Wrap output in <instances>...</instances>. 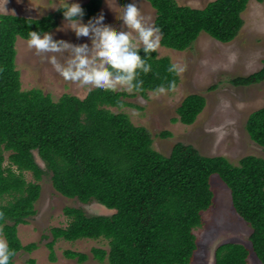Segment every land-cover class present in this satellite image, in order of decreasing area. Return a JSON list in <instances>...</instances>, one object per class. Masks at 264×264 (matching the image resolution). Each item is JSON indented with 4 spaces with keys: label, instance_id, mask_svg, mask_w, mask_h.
Masks as SVG:
<instances>
[{
    "label": "trees",
    "instance_id": "16d2710c",
    "mask_svg": "<svg viewBox=\"0 0 264 264\" xmlns=\"http://www.w3.org/2000/svg\"><path fill=\"white\" fill-rule=\"evenodd\" d=\"M147 1L155 11L159 44L176 50L190 48L201 32L220 42L232 41L243 27L242 12L249 2L210 0L193 7L177 0ZM100 5L101 0L81 4L83 19L93 18ZM57 9L39 18L0 13V232L14 256L38 248L37 242L22 244L17 227L36 214L38 181L49 171L53 188L63 196L84 204L96 201L110 209L107 214L87 215L82 208L65 206L66 225L51 227L52 238L45 243L51 262L56 261L54 245L59 239L91 238L107 241L108 249H90L99 262L191 264L197 249L193 230L203 225V212L213 204L211 177L217 174L251 233L250 248L238 242L215 247L214 264H247L251 251L264 264V158L247 154L234 163L223 155H204L182 141L164 154L154 148L149 130L135 124L124 110L137 106L130 97H147L160 86L176 88L179 75L168 70L173 64L168 56H158L156 49L145 53L144 45L133 46L130 39L131 50L138 51L144 62L124 82L131 92L94 86L82 98L65 92L54 100L38 86L22 88L16 41L27 39L31 30L41 34L51 30L58 18L63 19ZM107 70L112 76L127 75L110 66ZM263 80L264 57L259 69L237 75L230 83L248 86ZM171 82L174 87L169 89ZM204 105V96L185 95L173 121L192 124ZM245 129L264 147V106L249 112ZM63 254L78 263L88 258L87 253L71 249ZM27 264L36 261L29 258Z\"/></svg>",
    "mask_w": 264,
    "mask_h": 264
},
{
    "label": "rangeland",
    "instance_id": "374dc122",
    "mask_svg": "<svg viewBox=\"0 0 264 264\" xmlns=\"http://www.w3.org/2000/svg\"><path fill=\"white\" fill-rule=\"evenodd\" d=\"M177 1L193 7H202L210 0ZM85 2L87 0H79L80 4ZM63 3L64 0H0V13H16L39 18L53 13ZM128 3L137 5L144 26L154 28L155 11L147 0H111V3L109 0H101L97 14L91 19H83V22L98 21L106 15L107 23L104 27H111L117 32H128L133 46H143L138 32L127 26L120 18ZM242 17L243 27L230 42H220L201 32L188 49L176 50L160 44L156 48L158 56H168L173 64L182 69L178 73L179 82L176 88L165 89L164 92L149 91L147 97L140 95L130 97L128 100L137 106H127L124 109L135 124H142L149 130L155 149L167 154L175 142L182 141L194 145L204 155H223L234 163L247 154L264 158V147L254 142L245 129L249 112L264 106V80L248 86H235L230 83L231 78L249 74L262 65L264 2L249 0ZM47 32L54 40H64L70 45L87 46L92 52V55L86 57L90 63L98 54L95 42L75 35L69 28L67 20L58 18L57 25ZM16 51V63L24 89L38 86L45 93H50L55 100L65 92L82 98L94 87V85L84 87L83 81L77 85L71 80H65L53 64L54 57L56 64L61 68L69 67L70 61L74 60L76 55L72 47L61 48L58 52L36 50L28 47L27 39L18 38ZM103 63L96 61L98 67ZM71 66L75 69L74 64ZM110 78L115 82L117 89L131 92L126 83L116 80V76ZM190 93L204 96L203 110L192 124L173 121L177 116L176 107L182 98ZM164 132L170 134L162 136ZM38 162L45 169L44 164L40 160ZM25 177L33 180L30 172H25ZM38 182L41 189L35 203L36 214L27 224H20L17 227L22 244L37 242L38 248L32 252L18 251L12 264H27L29 258H34L36 264H109L107 261L99 262L90 251L94 246L108 249L107 241L91 238L74 241L59 239L54 245L56 261L49 260V250L45 243L52 238L51 227L66 225L67 218L63 213L65 206L82 208L87 215L107 214L110 209L96 201L84 204L76 198L63 196L53 188L49 171H46ZM211 189L214 195L213 204L203 212V225L193 230L197 249L191 264H214V249L223 242H238L250 248L251 228L233 209L229 190L217 174L211 177ZM0 239L5 240L1 232ZM67 249L87 253L88 258L83 263L66 258L63 252ZM247 259V264H261L252 251Z\"/></svg>",
    "mask_w": 264,
    "mask_h": 264
},
{
    "label": "clouds",
    "instance_id": "9594fccd",
    "mask_svg": "<svg viewBox=\"0 0 264 264\" xmlns=\"http://www.w3.org/2000/svg\"><path fill=\"white\" fill-rule=\"evenodd\" d=\"M111 3V0H109ZM57 10L62 12L64 20L69 22V28L77 36H83L86 39H91L95 42L97 55L90 63L86 57L92 55V52L87 46L70 45L64 40H54L49 32L38 30H31L28 34L27 45L29 48L36 50H50L58 52L61 48L72 47L76 53L74 60L70 61L67 68H61L56 64L55 58H52L53 64L61 73L65 80H71L79 85L83 81V86L94 85L97 89H112L115 82L110 78L112 72L107 70L109 66L111 69L122 70L127 75H118L116 80L120 82H128L135 74V69L141 66L144 62L141 60L138 51L130 48V35L125 31H114L111 27H104L107 23L106 15L98 21L93 20L88 23L83 22L84 8L79 3V0H64L61 7ZM122 21L131 29H135L139 34V39L144 45L145 53H150L159 45L158 28L146 27L141 22L140 10L135 3H128L125 5L122 14H120ZM95 33V35H93ZM96 61H103V65L97 66ZM75 65V69L72 68ZM179 73L182 71L177 65L172 64L169 69ZM147 72L148 68L145 67ZM174 87V82L169 84V89ZM142 89L138 88L137 91ZM160 92H164L163 86L159 87ZM14 251L8 246L7 241L0 239V264H9L10 258L14 256Z\"/></svg>",
    "mask_w": 264,
    "mask_h": 264
},
{
    "label": "water",
    "instance_id": "95a60500",
    "mask_svg": "<svg viewBox=\"0 0 264 264\" xmlns=\"http://www.w3.org/2000/svg\"><path fill=\"white\" fill-rule=\"evenodd\" d=\"M213 256H214V253H213ZM214 259V258H213Z\"/></svg>",
    "mask_w": 264,
    "mask_h": 264
}]
</instances>
